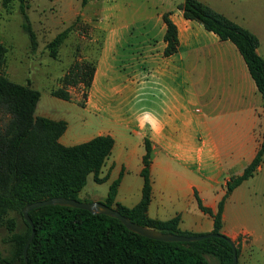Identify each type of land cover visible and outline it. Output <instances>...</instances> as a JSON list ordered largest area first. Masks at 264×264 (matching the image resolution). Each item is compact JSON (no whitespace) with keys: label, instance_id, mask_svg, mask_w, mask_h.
Wrapping results in <instances>:
<instances>
[{"label":"crops","instance_id":"obj_1","mask_svg":"<svg viewBox=\"0 0 264 264\" xmlns=\"http://www.w3.org/2000/svg\"><path fill=\"white\" fill-rule=\"evenodd\" d=\"M199 1L254 34L256 52L264 60V0ZM179 2L168 0L150 12L136 6L129 19L100 18L99 48L83 100L39 93L34 114L65 121L58 137L62 145L112 137L97 174L106 179L97 183L91 174L86 177L106 189L97 194L92 184L83 186L89 200L103 201L109 183L118 178L114 202L130 207L139 201L146 138L151 148L146 215L159 220L177 216L180 230L202 234L211 231L212 217L197 206L195 195L215 210L225 182L241 173L259 146L264 110L236 47L184 18L176 8ZM164 12L177 36V49L169 55L163 54ZM73 115L80 131L69 130ZM263 164L264 159L256 172ZM254 175L230 191L221 212V233L249 240L239 248L244 264H251L256 241L239 204ZM259 183L252 193L264 191Z\"/></svg>","mask_w":264,"mask_h":264},{"label":"trees","instance_id":"obj_2","mask_svg":"<svg viewBox=\"0 0 264 264\" xmlns=\"http://www.w3.org/2000/svg\"><path fill=\"white\" fill-rule=\"evenodd\" d=\"M11 1L1 0V3L6 6ZM84 2L80 0L81 5ZM27 7L28 0H17L21 28L33 49L35 35L26 14ZM176 8L181 10L184 18L199 22L204 29L236 47L264 110V60L256 52L255 35L199 0H181ZM161 18L165 24L163 54L169 55L177 49L176 29L168 12ZM66 33L67 29L58 32L48 42V48L54 49ZM5 53L6 47L0 42V264H24L22 250L30 226L22 217L23 206L57 196L89 201L80 199L78 193L88 174L97 183L106 179L97 174L110 154L113 139L110 135H96L80 143L62 145L58 137L65 129V121L34 114L39 92L29 82L16 83L5 75ZM94 62L95 59L73 63L60 82L64 86L82 83L88 89ZM50 93L61 99L70 97L62 87ZM143 145L139 201L130 207L115 203L116 178L109 183L105 198L100 202L138 225L161 232L197 235L180 230L177 216L159 220L146 215L150 199L148 165L151 148L146 138ZM263 159L264 126L253 158L240 174L225 182L224 193L215 210L203 206L195 195L197 206L212 217L210 232L219 233L221 237L188 242L155 240L131 232L116 218L105 214L69 206L43 205L28 211L34 234L26 248L27 264H209L206 255L213 256L218 264H229L232 248L227 236L221 233L223 203L233 188L255 174ZM235 253L237 257L236 245Z\"/></svg>","mask_w":264,"mask_h":264},{"label":"rangeland","instance_id":"obj_3","mask_svg":"<svg viewBox=\"0 0 264 264\" xmlns=\"http://www.w3.org/2000/svg\"><path fill=\"white\" fill-rule=\"evenodd\" d=\"M167 2L168 0H85L81 5L80 0H28L26 14L35 35V45L31 49L28 36L21 28L22 18L18 12L17 0H12L6 6L0 0V42L7 49L4 73L13 82H29L42 98L49 96L47 92L62 87L80 103L87 90L82 83L64 86L60 81L73 63L96 58L99 48L98 20L114 16L129 19L136 6L150 12L154 8L166 6ZM63 29H67V33L62 41L54 49L48 48V42ZM80 128L77 117L73 115L69 120V130L80 131ZM261 168L254 175L256 180L249 182V196H245L239 204L256 241L251 264H264V191L252 193L253 187L256 190V182L260 181V187L264 188V164ZM91 184L97 194L106 189V184H94L89 178L84 188ZM82 190L83 188L78 197L89 200ZM18 225L20 226L19 219ZM231 240L238 248L237 264H244L239 248L242 242L247 243L249 240L244 235ZM206 258L209 264H218L213 256L206 255Z\"/></svg>","mask_w":264,"mask_h":264},{"label":"water","instance_id":"obj_4","mask_svg":"<svg viewBox=\"0 0 264 264\" xmlns=\"http://www.w3.org/2000/svg\"><path fill=\"white\" fill-rule=\"evenodd\" d=\"M43 205L69 206V207H74V208L85 209L91 213L105 214L107 216L116 218L126 229L130 230L131 232H134L141 236L155 239V240L188 242V241H195V240H199V239H203L207 237H221L222 236L219 233H213V232H206V233L197 234V235H181V234H174V233H168V232H161L159 230H155L153 228H149L146 226H141V225H138L130 221L127 217L119 213L114 208L105 205L103 202L96 201V200L78 201L72 198L57 196V197H50V198H46L43 200H37L31 203L25 204L23 208L21 209V214H22L23 219L30 226V233L23 245V250H22L24 264H27L26 248L34 234L33 224L31 222V219L28 216V211L32 208L43 206ZM226 240L231 245V248H232V257H231V261L229 264H236L237 257L235 253V244L229 237H227Z\"/></svg>","mask_w":264,"mask_h":264}]
</instances>
